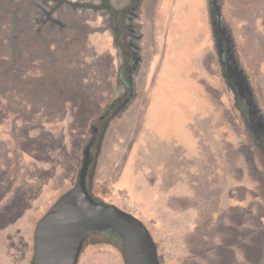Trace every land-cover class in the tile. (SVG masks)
<instances>
[{
  "label": "rangeland",
  "instance_id": "rangeland-1",
  "mask_svg": "<svg viewBox=\"0 0 264 264\" xmlns=\"http://www.w3.org/2000/svg\"><path fill=\"white\" fill-rule=\"evenodd\" d=\"M97 1L0 0V169L36 180L35 200L27 201L28 186L17 208V184L4 191L15 203L0 202L11 211L0 212L18 209V232L35 227L73 187L96 127L88 189L140 216L160 264H264V0H165L162 20L154 15L159 0H108L119 19L116 41L107 14L86 5ZM145 16L159 22L151 40L158 69L155 57H143ZM231 80L247 93L250 121ZM125 143L116 167L129 159L138 178L114 190L100 180L114 145L119 156ZM181 150L195 153L160 169L166 152ZM18 237L10 253L24 247ZM77 264L126 259L98 233Z\"/></svg>",
  "mask_w": 264,
  "mask_h": 264
},
{
  "label": "water",
  "instance_id": "water-1",
  "mask_svg": "<svg viewBox=\"0 0 264 264\" xmlns=\"http://www.w3.org/2000/svg\"><path fill=\"white\" fill-rule=\"evenodd\" d=\"M240 93L249 105L247 93ZM92 142L93 138L84 147L73 187L50 206L35 227V263L77 264L87 238L109 232L119 240L126 264H160L156 243L143 221L120 206L90 193L87 176L92 163Z\"/></svg>",
  "mask_w": 264,
  "mask_h": 264
},
{
  "label": "crops",
  "instance_id": "crops-1",
  "mask_svg": "<svg viewBox=\"0 0 264 264\" xmlns=\"http://www.w3.org/2000/svg\"><path fill=\"white\" fill-rule=\"evenodd\" d=\"M164 1L165 0H159L157 2V5H156V13L154 15L158 20L163 19L162 18V9H163V4H164L163 2ZM144 21H145L144 24H145L146 35H145V49H144L145 51H144L143 57H144L145 61H147L149 58L152 61L153 57H155V60H154V66L155 67L154 68L158 69L159 64H160V60H159V54L157 51H158L159 47L156 48V52H155L156 54H155L154 48H152V46H151V40H152V36H154L155 40H158V30H157V28L155 29V27L158 26L159 22L158 21L152 22L146 16H145ZM164 21H165V24L167 27V24H168L167 19L164 18ZM152 29H155V31H156L154 33V35L152 33ZM160 46L162 47L163 45L161 44ZM116 65H117L116 69H121L124 66L123 59L119 60V58H118ZM183 114L186 117L185 110H184ZM193 116H194L193 113H191L188 115L189 119L188 118L187 119L192 120ZM118 144H120V143L118 142ZM116 145H114V147L112 149V153H110V155L112 154V156H113V162H112L113 164H112V166H109V168H107V166L105 167V169L109 170V171L108 172L106 171V173H104L105 176H103L102 179L100 178L101 180L97 177H94V190L96 193H99L102 189V188L98 187L97 182L99 180H100V182L105 183L104 185H106V184L110 185V187L113 188L114 190L131 187L136 183V180L138 178V174H137L138 172H137V170H136V173H134V171L133 172L131 171L129 159H123L122 161L120 159L122 167L121 168H119V166H118V168L116 167L118 165L119 158L122 156V153H124V151L126 150L127 143H125V145L123 147V151H121L119 153V156H118V154H116L118 152V150L116 149ZM110 152H111V150H110ZM194 153H195V150L189 152L188 154H185L182 150L176 151L172 155L170 153L166 152L165 157L166 156H168V157L166 159L163 158L162 161L159 162V164H161V165L164 164L165 166H162V168H161V165H160V169H169L167 166L169 163H174V162L178 163L179 161H181V163L184 165L185 159L189 158ZM151 165L148 164L147 168L157 169L159 167L157 165H154V166H151ZM183 165L180 166L182 169L184 168ZM180 167L177 165L176 169H179ZM21 170H23V169H21ZM125 174L127 176H125ZM33 176H34V174H33ZM155 178L159 179V174H158V176H155ZM17 184H19V186H18L19 188L16 189L15 193H16V196L18 198H20V200L22 201L20 203L18 201V204L16 205L17 208H18L19 204L23 203V197L21 198V196H24L25 194L22 192V190L26 189L28 186H29L28 191L30 193V195L28 197H30V198H28L27 201L30 202V201L36 199V180L34 179V177L33 178H30L29 176L25 177L21 173H19V172L16 173L15 171H13L11 173V171L9 169L4 168V169H0V198H1L0 202H1V200L2 201L6 200L5 202H9V201H7V199H9L11 194L4 195V191L11 190V188L13 186L15 187ZM177 185H179V184L177 183ZM37 193L39 195L40 191H38ZM30 199H32V200H30ZM109 201L116 204V205H119L115 200L112 201L111 199H109ZM5 202H3L1 204L0 211H2L3 209L6 211H11L10 204L5 203ZM9 203L14 204L15 202L12 201ZM14 210L15 209H12L11 214H9L10 217L9 216L5 217L4 216L5 214L3 215L0 212V264H7L4 262L2 255L15 259V262H16L15 264H32L31 261H32L33 254H34L33 238H34V234H35L36 225H35V227L30 226L26 231L21 232L22 230H20V232H18L19 229L22 228L23 225L20 228H18L20 226V224H19L20 220L18 221V219H16V217L18 215L17 214L18 209H16L15 211ZM134 215L137 216L139 219H141L139 215H137V214H134ZM4 219H6V220H4ZM22 233L25 235V238H24L25 245L23 243L24 247L22 245L23 248L21 250H19L18 252L10 253L14 243L18 244L19 241L21 242V240L19 239L18 236L23 235ZM26 243H28V244L26 245ZM13 255H15V256L13 257ZM8 263H10V262L8 261Z\"/></svg>",
  "mask_w": 264,
  "mask_h": 264
},
{
  "label": "flooded vegetation",
  "instance_id": "flooded-vegetation-1",
  "mask_svg": "<svg viewBox=\"0 0 264 264\" xmlns=\"http://www.w3.org/2000/svg\"><path fill=\"white\" fill-rule=\"evenodd\" d=\"M86 5L94 8V9H97L98 11H100L102 13L107 14L108 25L111 28V30L113 32L114 40L116 41L118 39V36H119L117 33V29H116V25H118L117 23H118L119 19L117 20V18L115 17L114 8L111 6V4L108 2V0H99L96 3H87ZM39 21L42 22L41 20H39ZM223 44H224V42L222 40H220L219 45L221 47V60L223 63V67L225 68L229 62V55H228V52L225 50V47ZM123 64H124V62H123ZM224 65H226V66H224ZM231 82L237 91V104L240 106L241 112L245 113L246 118L250 121V115H248V106L245 105L246 101H245V99H243L240 91L238 90V84L235 81L233 82L232 80H231ZM104 118H105V115H101L100 117H98L99 120H102ZM97 135H98L97 128L92 127V136L90 137V139L93 138V142L91 143V146H90L91 153H92V146L94 145V143L97 140ZM92 157H93V153H92Z\"/></svg>",
  "mask_w": 264,
  "mask_h": 264
},
{
  "label": "trees",
  "instance_id": "trees-1",
  "mask_svg": "<svg viewBox=\"0 0 264 264\" xmlns=\"http://www.w3.org/2000/svg\"><path fill=\"white\" fill-rule=\"evenodd\" d=\"M114 103H116V101H114ZM113 103V104H114ZM245 105H247V103L245 104ZM248 112H249V109H248ZM245 114V113H244ZM99 234H103V235H105L107 238H109L110 240H112V241H114L118 246H120V244H119V240L116 238V237H114L113 235H111V233H109V232H104V233H99ZM94 235V234H93ZM92 236V235H91ZM90 237V236H89ZM32 263L33 264H36L35 263V258L33 257V259H32Z\"/></svg>",
  "mask_w": 264,
  "mask_h": 264
}]
</instances>
